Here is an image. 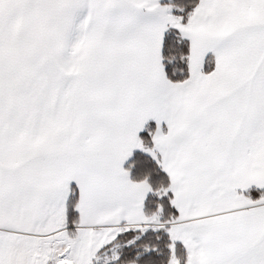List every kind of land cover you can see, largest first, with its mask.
Instances as JSON below:
<instances>
[{
	"label": "snow or ice",
	"instance_id": "snow-or-ice-1",
	"mask_svg": "<svg viewBox=\"0 0 264 264\" xmlns=\"http://www.w3.org/2000/svg\"><path fill=\"white\" fill-rule=\"evenodd\" d=\"M149 119L163 223L121 168ZM149 228L184 264H264V0H0V264H117Z\"/></svg>",
	"mask_w": 264,
	"mask_h": 264
},
{
	"label": "trees",
	"instance_id": "trees-1",
	"mask_svg": "<svg viewBox=\"0 0 264 264\" xmlns=\"http://www.w3.org/2000/svg\"><path fill=\"white\" fill-rule=\"evenodd\" d=\"M161 5H177L185 8L186 11H190L195 4V0H160ZM166 35L174 36V30ZM178 39V37H177ZM186 42L182 41L177 45L175 53L178 55L180 52H186ZM185 76L187 73L184 74ZM170 80L176 81L183 77L180 74L176 76L169 75ZM155 129L154 123H148L140 132L138 139L142 142V148H135L132 152L130 159L126 162L124 169L128 172L130 180L134 182L146 181L152 191L148 192V195L143 203V214L150 216L157 211L159 207L161 210L160 222H165L169 218L178 215L177 210L170 204L169 193L167 196H157V192L161 189H165L169 186L170 181L166 172L158 163L157 158L154 159L153 155L148 150L153 148L152 135ZM244 195L250 199H257L259 191H246ZM73 215H76L73 213ZM139 237V239H135ZM129 240H134V243L128 244ZM114 244L119 246L116 248L120 256V260L117 264H168L171 252L174 251L180 264H184L186 258V249L183 244L179 242L174 243V249L170 250L169 245L173 244L170 241L167 231L159 229L156 231L146 230L143 234L139 231H129L122 233L117 237ZM149 249L145 251V248ZM155 249L152 251L151 249ZM104 264V263H99Z\"/></svg>",
	"mask_w": 264,
	"mask_h": 264
},
{
	"label": "crops",
	"instance_id": "crops-1",
	"mask_svg": "<svg viewBox=\"0 0 264 264\" xmlns=\"http://www.w3.org/2000/svg\"><path fill=\"white\" fill-rule=\"evenodd\" d=\"M150 122L154 123V125H155V129H154V132H153V135H154V134H155V131H156V128H157V124H156V121H155L154 119H149V120H147V121L144 123V125H143V127H142V130H143V128H144L148 123H150ZM142 130H141V131H142ZM160 130H161V133H162V134H166V132H167V124H166L165 121H161V123H160ZM141 131H140V132H141ZM140 132L137 133V138H138ZM153 135H152V137H153ZM152 144H153V139H152ZM134 149H135V148H133V149L131 150V154H130V155H129V156H128V157H127L122 163H121V168H122V170L125 171L124 166H125L126 162L130 159V157H131L132 152L134 151ZM157 155H158V157H159V154H157ZM159 158H160V157H159ZM166 174H167V173H166ZM167 175H168V174H167ZM168 177H169V176H168ZM128 179L130 180L129 176H128ZM130 181L133 182V183H137V182H134V181H132V180H130ZM169 181H170V178H169ZM250 190L261 191V190H258V189L253 185V186H250L249 189L244 190L242 194H244V192H246V191H250ZM147 195H148V193L145 194V198H144V200H143V202H142V208H141L142 212H143V203H144V201H145Z\"/></svg>",
	"mask_w": 264,
	"mask_h": 264
},
{
	"label": "rangeland",
	"instance_id": "rangeland-1",
	"mask_svg": "<svg viewBox=\"0 0 264 264\" xmlns=\"http://www.w3.org/2000/svg\"><path fill=\"white\" fill-rule=\"evenodd\" d=\"M161 223H162V222H161ZM147 230H152V229L149 228V229H147ZM168 235H169V234H168ZM169 238H170V237H169ZM170 241H171V240H170ZM171 242H172V241H171ZM175 242H179V243L183 244V242L180 241V240H177V241H175ZM175 242H174V243H175ZM172 243H173V242H172ZM183 246H184V244H183ZM184 248H185V246H184ZM185 249H186V248H185ZM186 253H187V250H186ZM110 254H111V253L109 252L108 255H110ZM99 263H104V262H103V260H101Z\"/></svg>",
	"mask_w": 264,
	"mask_h": 264
}]
</instances>
